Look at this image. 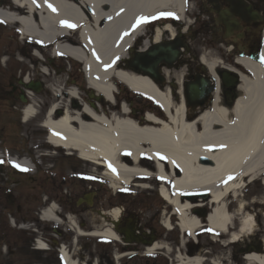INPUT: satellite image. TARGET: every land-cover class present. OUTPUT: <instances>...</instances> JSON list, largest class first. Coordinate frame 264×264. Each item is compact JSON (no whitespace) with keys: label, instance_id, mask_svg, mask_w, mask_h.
I'll return each mask as SVG.
<instances>
[{"label":"bare ground","instance_id":"obj_1","mask_svg":"<svg viewBox=\"0 0 264 264\" xmlns=\"http://www.w3.org/2000/svg\"><path fill=\"white\" fill-rule=\"evenodd\" d=\"M13 3L10 9L16 14L0 11V20L9 27L17 24L25 41L51 47L53 56L62 54L80 62L89 88L103 97L97 102V110L83 103L76 105L74 102L78 100L79 93L67 84L66 100L56 95L42 121L50 144L69 151L66 154H72L70 150L75 151L78 159L103 165L104 174L110 177L114 191L126 190L125 183L141 175L156 178L145 171V167L150 168L153 164H144L146 157L138 160L140 155L148 154L157 159L155 174L168 179L167 182L162 179L158 196L172 208V215L177 218V228L182 234L191 239L202 228L200 219L191 214L193 207L200 205L183 199L208 196L213 208L207 215L209 230L229 236V243L233 244L244 236H251L255 221L252 217L247 219L248 215L240 228L230 234L233 216L225 211L224 201L231 195L238 199V192L244 185L242 177L252 182L264 174L263 67L238 59L237 63L248 75V78L240 77L238 99L227 108L220 97L221 87L218 84L209 111L196 123H191L190 115L184 118L186 110L183 105L174 102L173 89L172 102L168 92H161L160 86H157L159 90L155 89L145 75L133 70L127 72L121 65L130 48L136 45L146 48L147 43L141 40L133 45L144 29L145 22L137 24L139 18L158 19L166 12L174 14L179 22L185 21L186 0H13ZM75 31L79 40L69 38ZM165 31L173 34L169 25H166ZM162 33L161 30L154 33L155 43L160 41ZM262 53L264 57V44ZM201 62L207 67L208 75L217 80L218 62L209 60L207 55L202 57ZM42 72H46L45 68ZM170 77L169 73L165 76L168 81L172 79ZM177 82L181 85L182 79L177 78ZM122 86L149 101L142 107V114L130 109L126 103L117 107V114L108 113V110L116 109L112 99L116 97L118 87ZM59 91L61 89H58V95ZM35 100L25 107L24 122L37 117ZM159 156L165 158V165L159 164ZM10 160L19 167L32 169L25 159ZM172 172L174 178H171ZM238 204L237 212L241 214L245 206L241 202ZM105 214L114 224L121 217L122 210L114 207ZM172 217L162 222L168 230ZM41 219L57 225L63 223L54 204L42 212ZM67 220L74 232L73 243L83 236L121 242L110 225L87 232L81 231L71 217ZM20 228L25 229L26 226L21 225ZM35 244L37 250L47 249L42 242ZM163 246L160 243L151 244L146 248V255ZM59 254L64 264H81L71 258L74 254L69 253L64 245ZM246 257L251 260L250 264H264V247L263 253H247ZM176 260L178 264H203L205 261L199 253L191 259L177 255Z\"/></svg>","mask_w":264,"mask_h":264},{"label":"rangeland","instance_id":"obj_2","mask_svg":"<svg viewBox=\"0 0 264 264\" xmlns=\"http://www.w3.org/2000/svg\"><path fill=\"white\" fill-rule=\"evenodd\" d=\"M188 22L187 20L184 24ZM0 28L6 35L7 33L13 35L11 28L2 26ZM13 42L15 47H12L10 52L14 53L15 48H18V52L22 49L27 53L30 51L31 45L25 44V41ZM65 59L68 60L66 57ZM208 59L218 62V73L222 70V66H225L220 55L209 53ZM68 61L58 59V61L51 62L52 65H60L61 69L65 67L69 73L62 77V80H68L71 84L76 82L75 88L80 90V86L86 85L83 74L77 71L80 64L74 61L68 64ZM24 63L29 67L36 63L35 69L39 73L41 65L35 58H32L31 54L28 59L24 60ZM12 64L15 65L14 62ZM183 75L184 68L174 74V80L182 79ZM118 91L116 98L118 106L126 103L130 109L133 108L142 114V107L148 105L146 98L128 91L123 86L118 87ZM35 101L40 107L42 103L47 104L40 98H36ZM110 112L116 114L117 111L108 110V113ZM4 120L0 113V153L2 155L21 158L48 152L43 142L45 132L37 124L36 126L31 123L20 124L21 128L9 136L4 133L5 128L2 127ZM37 147H41L42 152ZM48 154L54 155L48 159L35 157L39 163L34 174L26 173L12 166L8 160L4 162L0 159L3 161L0 163V264H61L56 248H58L57 244L62 243L66 245L70 253L74 254L75 259L83 264H178L177 255L191 259L198 253L205 260L203 264H245L244 258L247 253L251 255L263 253L264 174L252 181V184L247 185L245 189H241L237 200L229 197L224 201L225 211L233 216L230 234L239 229L244 217L248 215L247 219L252 217L255 221L251 236H244L241 241L233 244L229 243V236L217 235L204 226L196 233L197 242H194L187 235H182L176 227L177 219L171 216L172 208L161 201L157 194L158 181L149 182L152 190L141 192L139 189L132 188L131 191L113 195L104 182L90 178L89 174H95V171L90 170L81 161L79 162L74 157L66 158L60 151L56 153L49 151ZM150 168L153 170L151 166ZM177 173H179L178 170ZM49 178L51 179L48 180ZM38 179L42 180L43 184L37 188ZM247 183L245 181V184ZM84 195L92 196L91 206L82 202L76 208L75 202L77 199L81 200ZM44 198L49 201L47 204L54 203L59 213L62 211L63 215L59 213L58 215L63 221L64 216H69L78 224L81 231L87 232L109 226V217L104 216V219H101L98 213H106L114 207L126 209L119 227L129 231L134 237H138V240L136 243L127 245L123 237L120 243L84 237L77 238L74 244L72 243L73 234L64 230L66 225L55 227L53 224H44L38 220L39 215L34 214L37 206H40L39 211L45 206ZM183 200L200 205V207H193L191 214L201 218L202 221H205L207 215L213 210L208 196H189ZM239 202L244 203L245 206L241 214L237 212ZM169 217H172L173 230L167 232L162 227V222ZM10 219L14 220V227L9 224ZM20 224H24L26 228H18ZM54 237L57 239V244L52 245V240H56ZM34 238L44 242L46 241L43 238L49 239V244L52 245L51 251L48 254L37 252L36 257H33L31 242L32 239L35 241ZM183 241L185 243L182 245ZM154 243L163 244L167 249L163 246L153 254L146 255V248ZM116 256H118L117 261Z\"/></svg>","mask_w":264,"mask_h":264},{"label":"flooded vegetation","instance_id":"obj_3","mask_svg":"<svg viewBox=\"0 0 264 264\" xmlns=\"http://www.w3.org/2000/svg\"><path fill=\"white\" fill-rule=\"evenodd\" d=\"M186 2V20L189 21L187 26L176 23L172 19L169 21L166 18L147 21L140 39L147 43L146 48L141 49L139 45L134 46L127 53L125 61V67H127L136 52H150L156 44L164 47L167 45L170 48L176 44L179 46L186 45L187 48L182 52L180 58L171 60L164 53L166 59L156 66L159 74L164 78L168 73L171 74L170 78L172 79L170 81L166 79L160 85V89L163 91L165 84L170 85L175 94L173 98L175 103H180L177 95V83L174 80L175 73L184 68L183 85L185 87L195 84L201 79L205 80L208 76L206 68L201 63V58L212 52L220 55L222 61L229 65L236 74L246 76L243 68L236 64V60L258 58L264 32V0H186ZM11 5V0H0V11L8 14L15 13L10 9ZM167 23L173 30L172 35L165 31ZM1 26H5L3 21L0 23ZM157 28L164 32L161 34L159 43L154 42V33ZM3 31L0 28V113L5 119L2 123V127L5 128L4 133L12 135L21 128L20 124L23 122L21 116L25 104L38 97L45 103L52 102L57 95L53 93V90L56 89H61L57 96L65 98V87L68 83L63 81L62 77L68 75L69 72L66 71L65 67L61 69L60 65H52L49 60L50 51L46 49L42 51V54L45 56L46 63L43 67L45 66V73L47 74L40 73L41 69L38 73V70L35 69V63L32 67L24 63V60L28 59L30 51L27 53L22 49L21 52H18V48H15L14 53L10 52L11 48L15 47L13 41L18 39L17 33L12 31L13 35L12 33L6 35ZM141 73L143 74V72ZM228 73L235 75L232 72ZM75 84L77 83L75 82ZM222 86H224L223 101L228 105L235 98L237 86L230 80H223ZM207 87L199 97L187 101L186 109L187 114L190 115L189 120L195 119L200 112L210 106L212 98L209 94L210 87ZM79 93V99L83 100L85 97L86 102H88L90 93L83 91ZM40 119L39 117L30 123L36 126ZM41 184L43 181L38 179L37 188ZM66 196L69 198L67 192ZM39 207L37 206L34 214L39 215ZM43 239L49 244V239ZM31 245L34 248L33 239ZM35 253L37 252L32 249L33 257H36Z\"/></svg>","mask_w":264,"mask_h":264},{"label":"water","instance_id":"obj_4","mask_svg":"<svg viewBox=\"0 0 264 264\" xmlns=\"http://www.w3.org/2000/svg\"><path fill=\"white\" fill-rule=\"evenodd\" d=\"M160 47H157L155 49V51L150 52V53H140L137 54L133 61L131 62V66L133 67V69L137 70V71H141V70H147L146 73L148 74L149 79H153L154 82H158L161 79H159L158 75L156 74V72L149 67V63L151 62V60L153 59H157L160 60V57L157 56L158 53L161 52H167L168 56L171 57V59H176L179 55V51L175 50V48H172V50H170L169 48L164 50L161 49ZM262 53V51H261ZM262 57H263V53H262ZM155 66V65H154ZM210 83V82H209ZM207 85V82H203L201 81L199 84H195V85H191L188 86L186 89V94L188 98H195L196 96H199L201 93V89L205 88V86ZM84 199H86L87 204H91V199L89 196H85ZM83 200H80L79 203H82ZM117 224V222H114V226ZM124 241L126 242H137V240L128 232L124 233Z\"/></svg>","mask_w":264,"mask_h":264},{"label":"snow or ice","instance_id":"obj_5","mask_svg":"<svg viewBox=\"0 0 264 264\" xmlns=\"http://www.w3.org/2000/svg\"><path fill=\"white\" fill-rule=\"evenodd\" d=\"M33 2H35V0H33ZM51 7V6H50ZM168 15H172V14H168ZM143 22H146L145 18L141 17L139 18V20L137 21V24L139 23H143ZM0 23H2V21H0ZM264 62V61H262ZM0 163H3V161H0ZM15 167H19V165H14ZM23 170H26V169H23Z\"/></svg>","mask_w":264,"mask_h":264}]
</instances>
